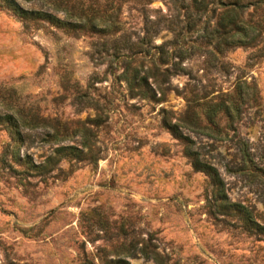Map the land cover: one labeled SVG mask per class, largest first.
Here are the masks:
<instances>
[{"label":"rangeland","instance_id":"1","mask_svg":"<svg viewBox=\"0 0 264 264\" xmlns=\"http://www.w3.org/2000/svg\"><path fill=\"white\" fill-rule=\"evenodd\" d=\"M83 1L101 15L119 2V34L132 41L145 27L157 30L151 52L122 60L105 34L26 27L0 6L2 95L71 129L90 127L92 145L91 157L44 176L26 162H43L56 145L34 129L18 146L0 124V264H155L143 251L162 264H264V236L235 214L215 213L209 177L165 123L184 117L195 94L236 102L213 136L183 131L219 169L229 198L264 224V33L262 49L209 52L219 0L208 13L191 0ZM128 61L143 85L120 77Z\"/></svg>","mask_w":264,"mask_h":264},{"label":"trees","instance_id":"2","mask_svg":"<svg viewBox=\"0 0 264 264\" xmlns=\"http://www.w3.org/2000/svg\"><path fill=\"white\" fill-rule=\"evenodd\" d=\"M39 8H25L18 0H0V6L12 10L20 16L26 27L29 25H39L47 22L56 28L70 33L91 32L105 34L107 37L103 44H111L114 49V56L121 57L122 60L139 59V56L148 55L151 52L149 44L156 35L151 27H145L144 37L138 40H131L125 34L120 33L118 13L121 4L114 1L110 4L111 11L101 15L95 8L85 6L83 0H37ZM221 8L217 14L216 26L212 29L206 28L207 38L214 44L213 50L209 52L224 53L226 49L236 46L259 47L263 42L261 36L264 33V0H219ZM204 13L211 11L210 5L214 0H191ZM49 7L50 10H46ZM253 7L250 12L249 8ZM214 11V10H213ZM62 13L63 18L57 14ZM258 14V16H257ZM161 47V46H160ZM124 49L125 54H122ZM119 55V56H117ZM130 61L127 67L120 74L128 83L143 85L146 76L139 77L138 69L130 73ZM188 108L186 115L172 123L166 120L167 127L174 136L180 139L186 148L187 154L191 157L192 163L197 170L203 171L209 177L212 190L215 213L235 214L241 219L246 229L252 234L264 236V224L257 221L254 212L242 203L232 201L228 194L226 183L221 176L219 169L208 161L200 157V153L195 149V141L183 130L194 133L213 136V132L218 131L219 118L221 113L233 114V110H238V105L232 99L227 103L226 99L215 100L208 93L188 97ZM0 124L7 125L13 140L18 146L24 144L26 138L30 136L27 130L42 129L44 141L55 144L52 152L45 157L43 162L34 163L27 161L26 165L38 174L47 176L57 170L65 172L60 166L63 161L83 160L87 156L91 157L92 145L90 143V127L84 130L71 129L65 121L56 118H47L31 108L26 109L19 103H11L0 91ZM80 133L81 147L73 144L64 145L62 142L74 139ZM88 151L85 153L84 150ZM242 154L247 156V148L242 146ZM146 257L153 259L155 264H162L159 254H148L143 251ZM119 264H131L127 260L118 262Z\"/></svg>","mask_w":264,"mask_h":264}]
</instances>
